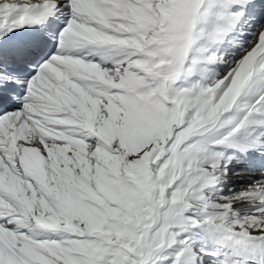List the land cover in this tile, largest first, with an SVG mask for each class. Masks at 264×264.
Segmentation results:
<instances>
[{
  "label": "snow or ice",
  "instance_id": "6c2138e0",
  "mask_svg": "<svg viewBox=\"0 0 264 264\" xmlns=\"http://www.w3.org/2000/svg\"><path fill=\"white\" fill-rule=\"evenodd\" d=\"M0 264H264V0H0Z\"/></svg>",
  "mask_w": 264,
  "mask_h": 264
},
{
  "label": "bare ground",
  "instance_id": "6f19581e",
  "mask_svg": "<svg viewBox=\"0 0 264 264\" xmlns=\"http://www.w3.org/2000/svg\"><path fill=\"white\" fill-rule=\"evenodd\" d=\"M237 186H239V185H237Z\"/></svg>",
  "mask_w": 264,
  "mask_h": 264
}]
</instances>
